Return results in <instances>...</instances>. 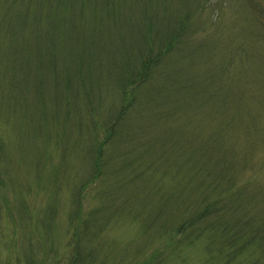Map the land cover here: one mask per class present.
<instances>
[{
  "label": "rangeland",
  "instance_id": "1",
  "mask_svg": "<svg viewBox=\"0 0 264 264\" xmlns=\"http://www.w3.org/2000/svg\"><path fill=\"white\" fill-rule=\"evenodd\" d=\"M13 3L0 0V264H248L262 256L264 0L148 4L158 11L156 24L172 21L167 34L182 42L171 52L156 54L153 83L141 86L130 122H124L107 143V126L119 116L123 99L133 88L112 82L118 69L113 51L118 47L127 59L134 53L141 35L129 25L143 9L133 10V18L100 12L90 22V33L79 17L60 9L50 15L49 35L38 23L21 30L15 16L21 8ZM170 5L181 8L169 10ZM71 21L74 36L67 39L65 28ZM58 23L59 33L53 29ZM119 35L123 40L116 39ZM88 41H95L97 58L82 63V55L75 52ZM135 53L131 60L138 58ZM119 67L126 76L125 66ZM69 77H74L71 89L78 99L83 90L91 96L103 90L99 115H85L82 108L81 115L77 110L68 115L70 97L64 94ZM201 81L206 89L199 93L202 84L194 86ZM57 92L63 96L62 104ZM165 106L175 114L161 117ZM105 118L107 122L99 124ZM127 124L134 128L129 136ZM152 131L155 141L148 143L143 133ZM190 156L195 161L192 171ZM98 158H104L111 172L137 173L132 186L146 188L135 202L124 197L114 203L104 190L105 198L100 197L103 187L120 185L107 175H102V182L94 177ZM231 188H246L236 200L235 213L250 216L247 230L258 239L240 250L237 260L208 255V235L189 244L188 237L178 242L179 236L163 229L167 220L174 226L181 218L197 216L205 196L225 198ZM160 197L168 201L166 210L149 226L144 217L162 211ZM215 213L200 219V224L210 223L218 217ZM166 251L169 257L164 259Z\"/></svg>",
  "mask_w": 264,
  "mask_h": 264
},
{
  "label": "trees",
  "instance_id": "2",
  "mask_svg": "<svg viewBox=\"0 0 264 264\" xmlns=\"http://www.w3.org/2000/svg\"><path fill=\"white\" fill-rule=\"evenodd\" d=\"M156 0H14L13 6H18L21 8L18 13L15 14L17 17V20L19 19V22L21 25V30L28 25L29 28L33 26V24L38 23L39 25H44V32L51 34V25H50V15L52 13L57 14L60 9H65L66 11L70 12L72 15L77 16L80 18L82 27L87 30L89 33L90 29V22H92L93 18L96 20L98 16H101L102 14L100 12H106L107 14L112 15L113 18H121L122 16L133 18L134 17V11L136 9H143L141 15L136 19L135 21L131 22L129 25V28H136L137 33L141 35V39L137 41V44H134L135 50V60H131V56L124 52H120L119 48L117 47L113 51V61L115 67H118L116 76L112 79V82L116 81L118 83H123V87L125 89L128 86H132V90L128 93V95H125V98L123 99V102L121 104V107L119 108V116H117L113 121H110L109 126H107L106 131L108 130L107 137L105 139V143H107L109 140H114L115 134H119L121 130V126L125 123L130 122L132 113V108L134 107L133 103L136 99V94L140 90L141 86L144 85H151L153 82L151 81V74L153 73V70H155V66H153L152 61L156 57V54H166L169 51L171 52L174 48L178 47V44H181L182 41H173V36L171 34H167L168 30H172L173 28V22L169 21L167 24H156L155 22V16L156 12H158L153 7L148 6V4H154ZM144 5L147 7L145 8ZM130 8L129 12L121 13L120 11L123 8ZM180 6L172 7L170 5V9L172 8H179ZM181 8V7H180ZM36 9H40L39 12H35ZM55 10V11H54ZM54 11V12H53ZM166 11V10H165ZM31 15L33 19H30ZM43 15L47 16V19H43ZM130 15V16H129ZM11 20H9L10 23ZM36 21V22H35ZM45 21V22H43ZM36 26V25H35ZM75 26L74 22L71 21L70 24H68V30L67 27L65 28V32L67 35V39L72 38L74 35L71 32V29ZM162 26H167L166 30ZM54 31L57 33L61 30V24L58 23L55 28H53ZM108 28L107 30H109ZM168 29V30H167ZM114 29H112V33L116 32ZM166 31V32H164ZM127 36V33H125ZM166 34V37H165ZM85 35V34H84ZM90 35V34H89ZM115 35V34H114ZM120 37H117L116 39L123 40L124 37L119 35ZM139 36V35H138ZM164 36V37H163ZM40 38L43 41V35L40 36ZM64 37V40H66ZM180 39L183 38V35L179 37ZM169 39V40H168ZM156 41V42H155ZM118 42V41H116ZM151 44H154L151 46ZM109 52V51H108ZM76 54L82 55V63L86 60L92 61L96 57V43L95 41H88L84 42L82 48H78L75 52ZM125 57L126 60L122 61L121 59ZM141 57V62L140 61ZM109 60V56H106ZM138 62L137 65L134 63ZM123 64L127 71V75L125 76V73L120 72L119 65ZM117 65V66H116ZM121 76V77H120ZM74 77L67 78V93L65 92L64 96L70 97V101L66 102L67 104H70L69 106L74 108H69V114L73 110L81 115L80 109H83V112H88L92 115H99L104 107V101H103V90H95V94L91 96L88 90H83L81 98L78 99L76 95L73 93V89H71L72 80ZM81 80H83L81 78ZM202 82V83H201ZM199 84L195 85L194 87H198L200 84L204 88L199 89V93L204 91L206 89V84L201 81ZM84 88H86L83 85ZM156 88V86L154 87ZM108 91V90H107ZM133 91V92H132ZM58 93V92H57ZM59 94V93H58ZM60 103L62 104V94L60 95ZM132 100L128 101V100ZM72 101V102H71ZM128 101V103H126ZM71 102V103H70ZM80 103H83L85 107H82ZM97 103V105H95ZM102 104V105H101ZM172 105V104H171ZM169 106V104L167 105ZM165 106L164 109L160 112V116L164 117L165 114L168 116L173 114L175 110L171 107ZM166 110V111H165ZM165 111V112H163ZM175 114V113H174ZM86 115V113H85ZM67 116V115H66ZM98 122V120H97ZM97 122H94V124H97ZM104 122H107V118H105V121H100L99 124L103 125ZM142 127H139L136 134H141ZM134 128H130L127 124V136L131 134ZM153 133L155 132H145L143 133L145 136L147 135V142L151 143L155 141V138L153 137ZM144 136V137H145ZM131 140V139H130ZM137 141V145L140 142L139 139H135ZM132 141V140H131ZM127 142V148H131L130 142L128 139L125 140ZM214 145H218L217 140H210ZM126 147L123 148L122 151L126 150ZM215 148V146H212ZM140 150V148H137V151ZM194 151L199 154V156H202L201 151L195 147ZM167 152V151H166ZM164 156V155H163ZM103 160H100L98 158L96 168L97 173L94 175V177L97 180H103L102 175H107L109 180L113 182L114 185H120L118 189H115L114 187H103L98 191V194H100L101 198H105L102 196V192L104 190V193L109 198L114 199V203H116L119 199H125L126 200H132L131 202H135L140 194V190L142 192V189L146 188V186L141 189L137 187H133L132 185L136 182V178H138L137 173L132 172L131 174L124 173V172H111L110 166H107L104 158H101ZM192 160V165L189 166L190 171H192L193 166L195 165L194 157H189V162ZM110 170V173L108 171ZM115 174V176L113 175ZM196 181V180H195ZM102 182V181H101ZM107 183L109 181H106ZM196 184V182H194ZM124 191L122 194L121 192ZM132 192L130 195V199L127 198V193ZM229 194L225 196V198L222 195H219L216 200H209L208 196H205L203 199V205L204 208L197 213V216L189 218L187 221H185V218H181L178 220L174 226L168 225V220L162 225L164 228H166L167 232L170 230V234L173 231L174 235L179 236L178 242H184L185 237H188L189 244L194 243L200 236L208 235L209 244L207 245V252L208 255L210 254L211 257H217V256H225V260L227 258H234L238 259L240 257V250L246 247H252L255 244V241L257 239V235L254 233L253 230H247L249 227V220L250 216L245 215H236L235 209L239 210L237 208V202L236 200L241 199L246 193V188H240L239 191L236 189L231 188L228 192ZM97 194V198H98ZM117 194H121L120 197H118ZM148 193L146 194V196ZM107 197V198H108ZM160 201L163 205L162 211L154 212V217L151 218V215L148 214L145 218V224H148L151 226V221H156L155 218H160L162 212L166 210V204L167 200L162 199L160 197ZM211 208V209H210ZM210 209V210H209ZM216 211L214 216L216 217L214 220H209L210 223L203 225L200 224V219L205 217L208 214H211L212 212ZM212 215V214H211ZM207 218V217H205ZM259 238V237H258ZM192 240V242H191ZM258 240V239H257ZM259 248V247H258ZM264 246H261L260 253L262 256H260L256 261L249 262L248 264H262L264 262ZM165 257L164 259L168 258L169 255L167 251L164 253ZM156 259V258H155ZM252 261V260H251ZM165 262V260H164Z\"/></svg>",
  "mask_w": 264,
  "mask_h": 264
}]
</instances>
